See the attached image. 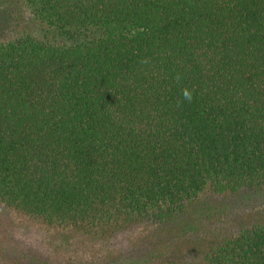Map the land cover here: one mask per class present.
Wrapping results in <instances>:
<instances>
[{
    "label": "trees",
    "instance_id": "16d2710c",
    "mask_svg": "<svg viewBox=\"0 0 264 264\" xmlns=\"http://www.w3.org/2000/svg\"><path fill=\"white\" fill-rule=\"evenodd\" d=\"M13 2L43 33L0 40V208L126 240L93 264H264L234 217L264 206V0ZM13 237L5 264H60Z\"/></svg>",
    "mask_w": 264,
    "mask_h": 264
},
{
    "label": "rangeland",
    "instance_id": "374dc122",
    "mask_svg": "<svg viewBox=\"0 0 264 264\" xmlns=\"http://www.w3.org/2000/svg\"><path fill=\"white\" fill-rule=\"evenodd\" d=\"M10 4L7 8L0 9V40H6L26 33L34 35L43 33V27L34 20L28 9L22 5L20 6L17 2ZM263 215L264 206L241 211L234 215L236 218L235 224H242L246 220H257ZM0 229L1 231L5 230V232L13 231L14 241H23L26 245L41 251L43 255H48L49 257L55 255L56 261L60 264H93L98 259L104 258L103 254L107 252L106 248H111L109 250L120 248L121 246L124 248L126 244V240L122 236L114 238L109 245H105L106 242L103 244L90 241V243L73 230L46 228L6 208H0ZM102 245L103 247H101ZM207 245L208 242H200V248ZM200 248L185 249L181 253L180 260L184 263L198 260L200 258ZM0 262L5 264L6 260L0 259Z\"/></svg>",
    "mask_w": 264,
    "mask_h": 264
},
{
    "label": "clouds",
    "instance_id": "9594fccd",
    "mask_svg": "<svg viewBox=\"0 0 264 264\" xmlns=\"http://www.w3.org/2000/svg\"><path fill=\"white\" fill-rule=\"evenodd\" d=\"M177 79L179 80V77H177ZM192 99H193V91L188 87H184L182 89V100L178 101V104L183 103V101L191 102Z\"/></svg>",
    "mask_w": 264,
    "mask_h": 264
}]
</instances>
